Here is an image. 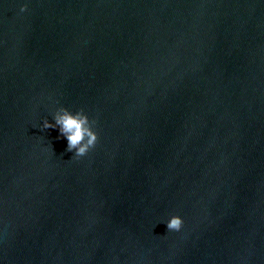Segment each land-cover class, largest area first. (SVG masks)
Returning a JSON list of instances; mask_svg holds the SVG:
<instances>
[{
  "label": "water",
  "instance_id": "obj_1",
  "mask_svg": "<svg viewBox=\"0 0 264 264\" xmlns=\"http://www.w3.org/2000/svg\"><path fill=\"white\" fill-rule=\"evenodd\" d=\"M0 264H264V0H0Z\"/></svg>",
  "mask_w": 264,
  "mask_h": 264
},
{
  "label": "clouds",
  "instance_id": "obj_2",
  "mask_svg": "<svg viewBox=\"0 0 264 264\" xmlns=\"http://www.w3.org/2000/svg\"><path fill=\"white\" fill-rule=\"evenodd\" d=\"M28 5L24 4L21 11L27 10ZM95 121L91 120L88 114L80 109L73 112L67 107L61 106L54 115V123L45 119L43 129L59 128L62 137L68 141L67 151H74V156L83 157L90 149L94 148L99 139V134L93 127ZM167 230L179 231L183 226V218L180 215H173L166 223Z\"/></svg>",
  "mask_w": 264,
  "mask_h": 264
}]
</instances>
